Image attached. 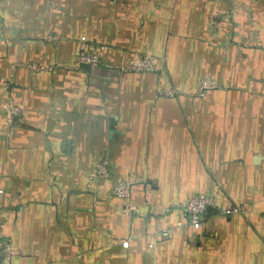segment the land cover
<instances>
[{
  "label": "crops",
  "instance_id": "0c3cea01",
  "mask_svg": "<svg viewBox=\"0 0 264 264\" xmlns=\"http://www.w3.org/2000/svg\"><path fill=\"white\" fill-rule=\"evenodd\" d=\"M201 193L238 211L196 230ZM0 231L6 264H264V0H0Z\"/></svg>",
  "mask_w": 264,
  "mask_h": 264
},
{
  "label": "built area",
  "instance_id": "2783aa9c",
  "mask_svg": "<svg viewBox=\"0 0 264 264\" xmlns=\"http://www.w3.org/2000/svg\"><path fill=\"white\" fill-rule=\"evenodd\" d=\"M81 46L76 51L77 61L81 65L97 67L102 64V54L105 46L99 42L88 41L86 37L80 39ZM26 67L34 71L51 70L46 66L37 64L35 62L24 64ZM157 62L149 54H145L139 58H133L121 66V72H153L156 71ZM213 85L205 81L202 87L210 88ZM160 96L175 97L179 91L175 88H162L158 91ZM9 110V121L14 122L15 118L21 114V109L16 106L12 100L7 103ZM110 177L109 161L103 158L94 168L91 179L99 184L108 181ZM114 195L124 200L126 213L133 216L137 211V207L132 203V184L127 180H119L113 186ZM182 208L185 212V224L191 226L196 230L203 227L204 220L208 211L217 210L218 212L228 215L238 211V208L233 207L225 202H221L216 196L211 194L201 193L190 197L183 205ZM169 229L161 230V235L168 236ZM11 246L10 239L0 231V264H6V256L8 249Z\"/></svg>",
  "mask_w": 264,
  "mask_h": 264
}]
</instances>
